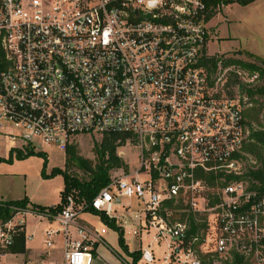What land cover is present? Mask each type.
<instances>
[{
	"label": "built area",
	"instance_id": "obj_1",
	"mask_svg": "<svg viewBox=\"0 0 264 264\" xmlns=\"http://www.w3.org/2000/svg\"><path fill=\"white\" fill-rule=\"evenodd\" d=\"M208 14L206 0H0V128L16 130L5 140L66 152L79 135L118 134L138 150L84 205L14 206L0 221V264H13L4 260L18 236L34 240L30 215L47 223V254L61 238L62 264H96L106 224L84 214L115 218L130 207L123 197L142 205L133 235L148 238L143 264H264V191L242 159L252 103L228 86L230 72L245 83L259 74L218 62L210 75Z\"/></svg>",
	"mask_w": 264,
	"mask_h": 264
},
{
	"label": "rangeland",
	"instance_id": "obj_2",
	"mask_svg": "<svg viewBox=\"0 0 264 264\" xmlns=\"http://www.w3.org/2000/svg\"><path fill=\"white\" fill-rule=\"evenodd\" d=\"M210 27V40L208 44V51L210 56L216 58H240L244 61H252L245 52L248 49H257L264 54V0H255L248 4H241L238 1H232L227 4H222L217 13L209 21ZM243 48V49H242ZM246 49V50H245ZM232 50V51H231ZM245 54H239L238 51ZM219 62H222L220 60ZM223 63V62H222ZM233 89V93H234ZM249 110H246V112ZM262 116V115H261ZM249 115L246 113V118ZM16 131L8 123H4L0 128V200L19 199L27 195L37 204L41 205H53L60 201V193L64 188V179L62 175H56L54 177L43 178L42 171L44 170V159L39 155H31L26 158H17L15 154L11 157V147L21 146L23 139H18L15 142H8L5 140L2 133ZM101 136L94 135H79L73 142V146L76 148V154L82 158L89 160L93 165L98 162L96 154V144L102 141ZM38 143V141H36ZM118 150H123L125 156L122 159L129 161L133 166L137 164V148L134 146L124 147L125 142L118 139ZM42 150L47 153L48 165L46 172L51 173L54 167H64L66 162V152L58 149L56 145L46 146L40 144ZM117 168V167H115ZM130 168V164H129ZM114 168L110 170L111 171ZM71 174L79 176L80 178L88 179L87 173L78 169L77 167L71 168ZM122 202L124 204H130L129 208L125 210L122 206H117L115 209L116 216H124V223H129L135 226L138 222L137 214L142 209V205L138 203L136 199L123 197ZM89 222L93 223L96 227L102 228L101 217L94 213H85ZM34 223V220L31 221ZM45 226L42 222L38 224L37 233L43 240V230ZM133 237V230L129 231ZM128 233H126L127 235ZM128 234L129 238L130 235ZM106 241L111 245L108 247L105 243L100 244L97 253L101 260L107 264H125L134 261V257L131 253L138 249L129 252L125 251L119 242V232L116 228H113L106 224V230L104 233ZM61 241V238H59ZM25 242V241H24ZM132 245L138 247L141 244L139 237L130 239ZM134 243V244H133ZM50 250L51 255L45 254L47 250L44 247L43 242L40 239L36 242H32L29 245L33 247V255L35 253H44L41 260L32 256L29 252H24L25 255H17L15 257L9 256L4 261L16 264H48L50 260H56L61 262L63 260L62 250L59 245ZM148 244V238L144 236L143 246ZM122 249V250H121ZM157 256H161L163 253V247L157 245L155 247ZM41 258V257H40ZM161 260H157L158 264H163ZM123 262V263H122ZM139 264H143L139 261Z\"/></svg>",
	"mask_w": 264,
	"mask_h": 264
},
{
	"label": "trees",
	"instance_id": "obj_3",
	"mask_svg": "<svg viewBox=\"0 0 264 264\" xmlns=\"http://www.w3.org/2000/svg\"><path fill=\"white\" fill-rule=\"evenodd\" d=\"M232 1H238L241 4H248L254 0H206L210 20L217 13V9L222 4H227ZM239 54H245L252 61H244L240 58H216L215 56H209L204 59V63L211 76H214L218 69V62L222 60L223 66L230 65L241 66L248 69L251 73L257 72L259 74V80L255 83L243 82L236 72H230V93L233 94V89H239L242 95L248 97L252 105L247 108L249 119H247V127L249 129V135L247 142L244 146V154L242 159L245 162L246 178L254 183V185L264 191V59L251 53L241 52ZM234 91V93H235ZM262 115V116H261ZM120 135H104L102 141L96 144V154L98 162L93 165L89 160L82 158L76 154V148L72 144L66 151V162L64 167H54L50 174L46 172L48 165L47 153L43 150H36L32 144L26 145L24 148L12 147L10 150L11 157L13 154L17 158H26L31 155H39L44 159V170L42 171L43 178L54 177L56 175H62L64 179V188L61 191V201L52 206H44L36 204L30 201L26 196L18 200H0V221L8 220L13 214V207L18 206L22 208L31 207L32 210L38 212L49 211L51 213H57L61 211L66 203L68 196H73L77 205H84L90 202L98 192L110 182V170L115 167L124 166L128 169L126 162L117 153L118 139ZM1 160V159H0ZM77 167L78 169L87 173L88 179L80 178L79 176L71 174V168ZM86 211L101 215L102 221L116 228L119 232V242L125 251L129 252V249L125 243L124 231L117 225L115 218H108L104 214L95 210L92 206H89ZM191 217L192 228L191 232L196 235L202 228L201 223L193 215ZM24 234H21L17 238V242L11 247V250L16 253H24L26 251ZM141 250H137L131 253L134 257V261L128 264H139L141 259Z\"/></svg>",
	"mask_w": 264,
	"mask_h": 264
},
{
	"label": "crops",
	"instance_id": "obj_4",
	"mask_svg": "<svg viewBox=\"0 0 264 264\" xmlns=\"http://www.w3.org/2000/svg\"><path fill=\"white\" fill-rule=\"evenodd\" d=\"M253 2H255V0L253 1ZM243 49V48H242ZM246 50V49H245ZM232 51V50H231ZM235 51H238V50H235ZM247 51H249V52H251V53H253V54H255V55H257V56H259V57H261V58H263L264 59V54L262 53V52H260V51H258L257 49H248ZM13 147H17V146H13ZM12 148V147H11ZM27 195H25L24 197H26ZM60 196H61V193H60ZM24 197H22V198H24ZM28 197V196H27ZM22 198H19V199H22ZM29 199H30V201L31 202H33V203H36L37 204V202H35V201H33L30 197H28ZM1 200H4V199H1ZM11 200H18V199H11ZM60 201H61V199H60ZM59 201V202H60ZM58 202V203H59ZM58 203H56V204H58ZM39 204V203H38ZM56 204H53V205H56ZM44 206H52V205H44ZM29 208H31V207H29ZM86 218V217H85ZM126 218V215H125V217L124 216H116L115 217V219H116V223H117V225L118 226H120L122 229H123V231H124V239H125V243H126V245L129 247V249L131 250V251H134V250H136V249H138V250H140L141 249V247H143V242H141V239L139 238V240H140V242H135V243H138V244H141V245H139L138 247H136V246H134V245H132L131 244V242H129V240L130 239H133V237L136 239L137 238V236H134L133 235V237L129 234L130 232L129 231H132L133 229H134V226L132 225V224H129V223H124V222H126V221H124L123 222V219H125ZM32 220H34V223H31V221ZM40 222H42V225L43 226H45L46 227V225H47V223H46V221H40ZM40 222H37V218L35 217V216H33V215H30L29 216V218H28V226H27V230H28V232H31V231H33V232H35V238H34V240L33 241H30L28 244H27V246H26V248H27V252H29L32 256H35V258L36 259H38V260H41L42 259V257L44 256V253H42V252H38V253H35L34 255H33V253H34V251H33V247L32 246H30L29 244L30 243H32V242H36V241H38L39 239H40V241L41 242H43V240L40 238V236L38 235V233H37V228H38V224L40 223ZM101 223H103L102 221H101ZM126 233H128L129 235H130V238H129V236H128V234L126 235ZM106 239V238H105ZM61 244L59 245V247H60V249L62 250V257H63V260H64V253H63V249H62V240L60 241V239L58 240ZM58 243V242H57ZM134 244V243H133ZM105 245H107L108 247H111V245L106 241V243H105ZM56 246H57V244H56ZM100 246V245H99ZM98 246V247H99ZM164 248V247H163ZM97 250H98V248H97ZM122 250V249H121ZM45 254H47V253H45ZM17 255H25V253H15L12 257H15V256H17ZM47 255H51V252L50 253H48ZM41 257V258H40ZM63 260L61 261V262H57L56 260H50L49 262H48V264H62L63 263ZM95 261H96V264H107V263H105V261H103V260H101L100 259V257H99V255H98V253L96 252V259H95ZM160 262V261H159ZM161 262L164 264V262L161 260ZM160 262V263H161ZM123 263V262H122ZM14 264H16V263H14ZM125 264H127V263H125ZM156 264H158L157 262H156Z\"/></svg>",
	"mask_w": 264,
	"mask_h": 264
},
{
	"label": "water",
	"instance_id": "obj_5",
	"mask_svg": "<svg viewBox=\"0 0 264 264\" xmlns=\"http://www.w3.org/2000/svg\"><path fill=\"white\" fill-rule=\"evenodd\" d=\"M177 251H178V249H177Z\"/></svg>",
	"mask_w": 264,
	"mask_h": 264
}]
</instances>
